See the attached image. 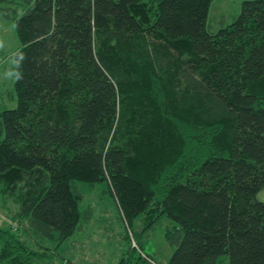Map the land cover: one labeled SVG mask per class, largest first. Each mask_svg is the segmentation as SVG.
<instances>
[{"label":"trees","instance_id":"obj_1","mask_svg":"<svg viewBox=\"0 0 264 264\" xmlns=\"http://www.w3.org/2000/svg\"><path fill=\"white\" fill-rule=\"evenodd\" d=\"M213 1L0 0L27 54L0 111V200L27 238L0 227V264H54L44 243L85 219L77 183L119 205V264L148 262L132 226L160 218L170 264H264V0L217 32Z\"/></svg>","mask_w":264,"mask_h":264},{"label":"rangeland","instance_id":"obj_2","mask_svg":"<svg viewBox=\"0 0 264 264\" xmlns=\"http://www.w3.org/2000/svg\"><path fill=\"white\" fill-rule=\"evenodd\" d=\"M243 1L245 0H214L209 13L210 30L217 32L231 24L241 13ZM15 11L11 10L7 13L9 16L0 12V40H3L5 44V49L0 51V111L14 109L17 106L14 84L3 79V73L9 67L8 56L20 47L12 18L21 16L24 11L19 8ZM77 188L83 195L81 211L85 219L73 237L84 244L85 249L76 253V261L78 264H118L122 255L130 249L127 242L128 227L122 218L119 205L107 192L105 183L95 186L77 183ZM261 198L264 199V193ZM15 206L12 203L4 205L0 200V227L14 228L25 239L27 238L23 233L25 225L23 226L15 219L17 212ZM140 223L143 224L140 220L134 223L132 230L144 253L151 256L155 264H170L175 249L167 236L169 231H174L175 223L166 218H160L143 234ZM30 245L36 250L40 249L37 244ZM44 246L49 247L58 256L56 244L45 242ZM54 263L59 264V260L55 259ZM218 264L230 263L227 258H223Z\"/></svg>","mask_w":264,"mask_h":264},{"label":"clouds","instance_id":"obj_3","mask_svg":"<svg viewBox=\"0 0 264 264\" xmlns=\"http://www.w3.org/2000/svg\"><path fill=\"white\" fill-rule=\"evenodd\" d=\"M5 49L3 40H0V51ZM27 59V54L23 50H17L12 52L8 56L9 67L3 73V79L10 81L13 84H17L24 78V73L21 68L24 61Z\"/></svg>","mask_w":264,"mask_h":264},{"label":"crops","instance_id":"obj_4","mask_svg":"<svg viewBox=\"0 0 264 264\" xmlns=\"http://www.w3.org/2000/svg\"><path fill=\"white\" fill-rule=\"evenodd\" d=\"M73 236L65 244H63L64 247L63 245L57 247L56 252L59 254V256L57 257L56 254H53L54 262L55 259H58L59 264H78V261H76L77 260L76 253L84 251L85 246ZM123 256L124 254L122 255V257ZM122 257L120 259H122ZM119 263L120 262H118V264Z\"/></svg>","mask_w":264,"mask_h":264},{"label":"built area","instance_id":"obj_5","mask_svg":"<svg viewBox=\"0 0 264 264\" xmlns=\"http://www.w3.org/2000/svg\"><path fill=\"white\" fill-rule=\"evenodd\" d=\"M134 246H136L135 245V243H134ZM146 260H148V262L150 263V264H155L151 259H149L145 254H143L142 255Z\"/></svg>","mask_w":264,"mask_h":264}]
</instances>
